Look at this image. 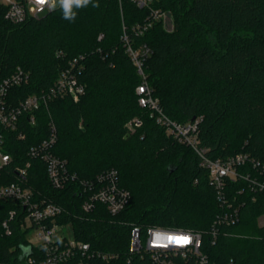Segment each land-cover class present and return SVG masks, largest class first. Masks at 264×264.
I'll return each instance as SVG.
<instances>
[{"label": "trees", "instance_id": "obj_1", "mask_svg": "<svg viewBox=\"0 0 264 264\" xmlns=\"http://www.w3.org/2000/svg\"><path fill=\"white\" fill-rule=\"evenodd\" d=\"M151 10L168 13L171 30L158 20L142 35L133 32ZM74 11L72 21L56 7L11 23L0 7V81L17 70L28 74L25 84L10 90L11 104L47 91L79 56L78 79L85 86L76 102L64 97L41 105L33 124L22 113L15 130L0 127L2 150L11 158L0 182L18 181L15 170L29 162L26 185L35 199L62 209L56 222L69 224L74 239L91 250L119 260L128 256L133 227H162L200 233L201 251L213 263L264 264V224L258 225L264 194L237 180L225 186L221 205L194 152L166 136L138 104L140 77L122 40L126 35L134 47L150 49L142 69L165 115L178 123L199 118L205 155L226 160L246 154L256 167L239 171L255 177L264 167V0H150L143 8L131 0H92ZM135 118L141 124L129 127ZM50 122L57 136L51 153L75 177L57 189L44 163L27 156L47 138ZM108 170L117 172L128 204L114 216L99 204L82 212L80 182ZM12 208L0 201V264H25L35 253L24 232L12 223L9 235L1 228ZM234 209L237 222L219 225L213 242L216 217Z\"/></svg>", "mask_w": 264, "mask_h": 264}, {"label": "built area", "instance_id": "obj_2", "mask_svg": "<svg viewBox=\"0 0 264 264\" xmlns=\"http://www.w3.org/2000/svg\"><path fill=\"white\" fill-rule=\"evenodd\" d=\"M131 1L139 8L150 2V0ZM0 7L4 8V19L11 23H20L29 17L36 18L53 9L48 4L37 3L36 0H0ZM168 16L166 12L151 10L146 20L142 24H136L132 30L142 35L154 21L161 20L164 23ZM122 40L125 53L140 77V83L135 88L138 104L150 111L156 124L164 130L166 136L194 152L198 157L199 166L207 171L208 184L214 188L216 198L221 205L225 186L228 183H236L237 180L248 181L251 190L264 194V167L258 168L256 176L252 177L249 173L239 171L247 164L256 167L246 154H237L226 160L208 158L205 155L206 151L199 144L197 132L199 118L178 123L165 115L158 99L152 95L142 69L145 59L150 55V49L144 44L134 47L126 35ZM80 61L82 56L70 61L68 66L59 72L56 81L47 91L30 95L17 104L10 103L9 92L13 87L25 84L28 81V74L17 70L3 78L0 81V127L10 131L15 130L22 113L29 114V122L33 124L35 120L33 113L41 105H46L55 99L70 97L76 102L85 91V86L78 79L82 70ZM140 124V120L136 118L128 123L129 127ZM48 129L47 138L30 147L27 156L30 159H40L44 163L48 180L51 186L57 189L69 179L74 180L75 177L68 176L65 162L51 153L57 136L52 122L49 123ZM2 142L0 136V169L11 161L10 156L2 150ZM29 166L30 163L27 162L25 167L15 170L18 181L8 184L0 182V201H10L13 204V208L8 211L7 219L2 221L1 228L9 235L11 233L9 224L12 223L24 232L25 238L28 233H34L33 239L26 238V247L31 248L35 254L25 257V264H111L113 260L117 261L116 264H216L209 261L201 251L200 233L162 227H148L144 230L133 227L128 242V256L125 259L119 260L116 255L91 250L88 243L74 239L72 230L70 237L63 233L66 225L56 222L62 214L59 206L34 198L25 180ZM80 185L84 194L80 209L85 213L99 204L109 215L114 216L125 208L130 199L128 191L120 187L115 170L104 171L93 180L81 181ZM237 220L236 209L231 213L222 212L218 215L211 228L212 241L215 240L219 225L234 224ZM137 258L138 261H135Z\"/></svg>", "mask_w": 264, "mask_h": 264}, {"label": "clouds", "instance_id": "obj_3", "mask_svg": "<svg viewBox=\"0 0 264 264\" xmlns=\"http://www.w3.org/2000/svg\"><path fill=\"white\" fill-rule=\"evenodd\" d=\"M39 4H48L50 8L55 9L59 7L62 9L63 18L66 20H74L76 16V11L74 9H80L82 7L88 6L92 3V0H36ZM93 7H98L96 3L92 4Z\"/></svg>", "mask_w": 264, "mask_h": 264}, {"label": "rangeland", "instance_id": "obj_4", "mask_svg": "<svg viewBox=\"0 0 264 264\" xmlns=\"http://www.w3.org/2000/svg\"><path fill=\"white\" fill-rule=\"evenodd\" d=\"M163 27L164 29H166L167 31L171 30V20L169 18V16L167 18H165L164 20V23H163ZM264 224V217H261L258 219V225L259 226H262ZM63 233L65 235H68L69 237L71 236V228L69 225H66L64 228H63ZM34 237V233L33 232H30L26 235V238L27 239H33Z\"/></svg>", "mask_w": 264, "mask_h": 264}]
</instances>
